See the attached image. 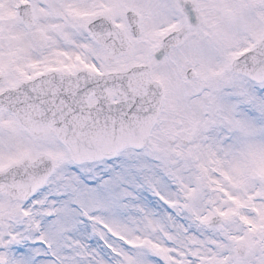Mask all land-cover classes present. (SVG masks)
<instances>
[{"label":"snow or ice","instance_id":"obj_1","mask_svg":"<svg viewBox=\"0 0 264 264\" xmlns=\"http://www.w3.org/2000/svg\"><path fill=\"white\" fill-rule=\"evenodd\" d=\"M0 264H264V0H0Z\"/></svg>","mask_w":264,"mask_h":264}]
</instances>
